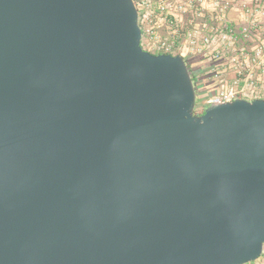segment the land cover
<instances>
[{
	"label": "water",
	"instance_id": "95a60500",
	"mask_svg": "<svg viewBox=\"0 0 264 264\" xmlns=\"http://www.w3.org/2000/svg\"><path fill=\"white\" fill-rule=\"evenodd\" d=\"M134 0H0V264H249L264 99L211 104Z\"/></svg>",
	"mask_w": 264,
	"mask_h": 264
},
{
	"label": "built area",
	"instance_id": "2783aa9c",
	"mask_svg": "<svg viewBox=\"0 0 264 264\" xmlns=\"http://www.w3.org/2000/svg\"><path fill=\"white\" fill-rule=\"evenodd\" d=\"M134 1L143 48L182 55L195 86L205 84L201 71L214 81L216 92L204 97L203 109L264 99V0ZM251 264H264V251Z\"/></svg>",
	"mask_w": 264,
	"mask_h": 264
},
{
	"label": "rangeland",
	"instance_id": "374dc122",
	"mask_svg": "<svg viewBox=\"0 0 264 264\" xmlns=\"http://www.w3.org/2000/svg\"><path fill=\"white\" fill-rule=\"evenodd\" d=\"M202 66H205V64L202 63ZM199 75H200V78L202 80V82H199V83L205 82V84H202L203 86H201V84L196 85L197 86V88H196L197 94H198V99H197L198 102H197L196 107H195V111H194L195 114L198 112H201L203 109V107L200 105V103L205 99L204 97L209 93V91H207V89L211 87L213 90L215 87L214 84L211 82V77L208 76V74H206L205 71H201V73ZM207 82H211V83L207 85ZM204 85H205V87L207 86L206 87L207 89H205Z\"/></svg>",
	"mask_w": 264,
	"mask_h": 264
},
{
	"label": "crops",
	"instance_id": "0c3cea01",
	"mask_svg": "<svg viewBox=\"0 0 264 264\" xmlns=\"http://www.w3.org/2000/svg\"><path fill=\"white\" fill-rule=\"evenodd\" d=\"M211 82L214 84V81L213 80ZM211 82H207V85L210 84ZM204 87H205V85H204ZM206 87H205V89H207ZM210 88L207 89V91H209V93L206 96L211 95V94H213V93L216 92V90H214V89L212 90V88L211 89Z\"/></svg>",
	"mask_w": 264,
	"mask_h": 264
},
{
	"label": "flooded vegetation",
	"instance_id": "af4514ba",
	"mask_svg": "<svg viewBox=\"0 0 264 264\" xmlns=\"http://www.w3.org/2000/svg\"><path fill=\"white\" fill-rule=\"evenodd\" d=\"M205 109H206V108L202 109V111H201V112H198V113H196V115H201V114H203V113H204V111H205Z\"/></svg>",
	"mask_w": 264,
	"mask_h": 264
},
{
	"label": "trees",
	"instance_id": "16d2710c",
	"mask_svg": "<svg viewBox=\"0 0 264 264\" xmlns=\"http://www.w3.org/2000/svg\"><path fill=\"white\" fill-rule=\"evenodd\" d=\"M189 66V65H188ZM192 77H193V79L195 80V76L194 75H192ZM249 264H251V263H249Z\"/></svg>",
	"mask_w": 264,
	"mask_h": 264
}]
</instances>
